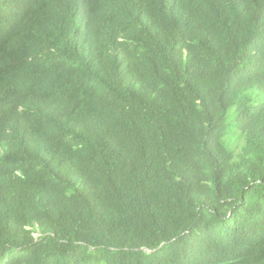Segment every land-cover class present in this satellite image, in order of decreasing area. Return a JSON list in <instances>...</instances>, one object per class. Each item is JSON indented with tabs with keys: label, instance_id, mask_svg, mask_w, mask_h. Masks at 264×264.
Instances as JSON below:
<instances>
[{
	"label": "trees",
	"instance_id": "1",
	"mask_svg": "<svg viewBox=\"0 0 264 264\" xmlns=\"http://www.w3.org/2000/svg\"><path fill=\"white\" fill-rule=\"evenodd\" d=\"M0 264H264V0H0Z\"/></svg>",
	"mask_w": 264,
	"mask_h": 264
},
{
	"label": "clouds",
	"instance_id": "2",
	"mask_svg": "<svg viewBox=\"0 0 264 264\" xmlns=\"http://www.w3.org/2000/svg\"><path fill=\"white\" fill-rule=\"evenodd\" d=\"M163 245H161L159 248H158V250L162 247ZM147 253H152V252H154V251H152V250H145Z\"/></svg>",
	"mask_w": 264,
	"mask_h": 264
}]
</instances>
